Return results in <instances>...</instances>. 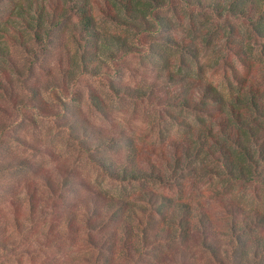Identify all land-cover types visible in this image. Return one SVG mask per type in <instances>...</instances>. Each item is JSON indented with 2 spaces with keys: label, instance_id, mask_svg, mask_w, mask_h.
Wrapping results in <instances>:
<instances>
[{
  "label": "trees",
  "instance_id": "16d2710c",
  "mask_svg": "<svg viewBox=\"0 0 264 264\" xmlns=\"http://www.w3.org/2000/svg\"><path fill=\"white\" fill-rule=\"evenodd\" d=\"M175 1L193 12L194 8L201 11L208 22L216 23L215 28L235 31V19L245 24L247 42L233 45L228 40L227 54L206 63L207 68L221 72L223 84L204 76L201 48L211 42V30L201 42L171 34ZM104 6L105 16L131 35L101 29L92 14V0H0V93L11 99L16 95L12 86L16 75L26 97L23 108H33L55 123L62 121L60 127L110 179L137 185L118 196L87 197L81 202L84 216L80 220L77 207L67 212L66 237L74 235L80 222L93 250L88 264H264V211H245L236 200H231L236 204L223 203L232 238L230 246L223 248L214 238L213 216L200 198L212 192L220 199L233 181L264 186V0H104ZM12 46L23 51L27 61L23 67L14 61ZM136 54L142 55L138 67L146 82L123 84L119 81L122 70L109 72L108 63L124 65ZM52 57L58 60L59 78L24 82L26 76L32 77L33 67L49 71L46 63ZM84 77L104 80L106 94L91 85L85 93L93 110L107 121L116 111L111 99L120 105L141 102L156 107L163 120L153 133L158 141L108 136L79 109L69 108L63 99L73 93L80 100L78 81ZM41 89L50 91L53 103L47 102ZM183 111L194 112L198 123H186ZM69 112L70 118L62 117ZM167 123L185 129L175 134L165 128ZM109 147L124 148L121 157L101 153ZM30 166L27 159L16 158L0 167ZM196 175L209 181L207 189L199 187L192 178ZM45 180L54 194L55 184L48 177ZM27 189L32 213L38 208L37 197L33 189ZM194 189L200 193L197 199ZM12 220L15 235L0 236V264H23L26 256L36 254L29 243L22 245L33 235L32 227L17 214ZM42 236L48 241L62 235L49 231ZM33 237V241L41 240L39 234ZM201 254L205 261L197 257Z\"/></svg>",
  "mask_w": 264,
  "mask_h": 264
},
{
  "label": "rangeland",
  "instance_id": "374dc122",
  "mask_svg": "<svg viewBox=\"0 0 264 264\" xmlns=\"http://www.w3.org/2000/svg\"><path fill=\"white\" fill-rule=\"evenodd\" d=\"M175 5L176 9L171 7L172 11L170 13L173 15V12H176L174 17L175 28L171 30V34L179 40L181 38L196 39L195 42H201L204 35H211V30V42L209 44L204 42L201 48L202 62L206 67L204 68V76L214 82L222 83L221 72L207 68L206 63L217 55H221V53L224 56L227 54L226 52L229 49L226 47V43L228 40H232L233 45L235 42L239 45L245 44L248 38L245 24L241 23V20L235 19L233 21L236 26L235 31L219 25L215 28L216 23L214 21L212 23L208 22L204 14L198 9L194 8L195 11L193 12L184 3L176 2ZM104 11H106L104 0H92V14L101 29L131 35L126 27L115 24L108 19ZM178 16H180L179 20ZM67 32L69 34V30ZM12 51L14 61L20 67L27 64L24 53L19 47L12 46ZM55 52L57 53V51ZM56 57L47 60L46 64L51 67L49 71L42 72L37 67H33L32 77L26 76L24 82L32 83L35 78H59L60 73ZM140 57L142 58L141 54L128 57L124 65L121 61H119L120 65L117 66L108 63L110 66L109 72H114L119 68L123 72L119 80L121 83L131 86L142 85L146 82V78L140 75L142 73L141 68L138 67ZM125 66H129L128 68L135 67L137 72L130 71ZM192 70L195 71L196 67L194 66ZM88 85L95 87L100 93L106 94L103 79L84 77L78 81V87L82 93L80 100H78L77 94L73 95V93H68L66 99H63L66 101H64L65 103L70 104L68 105L69 108L71 106L75 112L79 109V113L80 111L83 112L94 125L101 127L102 132L108 136L118 139L128 136L143 143L153 142L155 139L158 141L153 133L157 130L156 128L160 127L159 124H163V120L162 116H159L156 107L141 102L120 105L115 99L108 100L106 98L115 105L116 110L111 116L112 121H107L95 112L88 103L85 93ZM12 86L17 92L12 99L0 93V166L4 165L7 160L16 158L27 159L31 162V166L0 167V225H3L0 229V236L3 234L15 235L16 230L12 218L17 214L24 225L32 227L34 236L39 234L41 237V240L33 241L34 237L31 235L28 241L22 243V245L29 243L30 248L36 251L33 257L26 256L23 259V264H63L73 260L77 264H88L93 250L86 241L85 229L80 225V222H77L79 223L77 224L79 229L75 231L71 238L66 237L68 235L67 217L69 216L67 212L77 207L78 221L84 216L81 202L87 197L92 195L118 196L137 185L110 179L99 166L93 163L89 155L79 148L78 143L69 136L68 131L60 127L62 121L57 119V123H55L54 120L41 116L40 112L33 108L28 106L23 108L27 103L26 97L22 92L21 84L16 79V75L12 77ZM41 91L47 102L53 103L50 91L46 89H41ZM54 91L60 94L59 90ZM62 95L64 96V93ZM62 95L60 94V96ZM54 108H57V105ZM183 112L185 113L186 123L189 121L192 124L198 123L194 112ZM62 117L70 118L71 113L69 112ZM164 125L165 128H170L171 132L175 134H180L185 129L182 126H170L168 123ZM162 132L165 131L162 130ZM89 139L91 140V137ZM155 144L159 145L158 142ZM123 150L124 148L119 150L117 147H109L102 150L101 153L120 158ZM47 177L55 184L57 191L54 194H51L50 188L46 185L45 179ZM61 178H65L68 184L64 185ZM192 178L197 180L200 188L207 189L210 185L205 177L196 175ZM231 183L229 184L228 193L220 199L212 192L202 193V197H200V193L197 194V189L191 190L193 197L197 199V196H199L209 214H212L217 227L214 238L223 248H228L232 242L228 225H226L227 212L223 203L228 200H236L245 207V211H253L254 208L264 211L263 185L254 181H233ZM58 185L62 186L59 190ZM27 186L35 191L37 197L35 206L38 208L37 210L33 209L32 213L27 200ZM64 188L74 190V192ZM161 189L166 191L167 188L163 186ZM168 190L170 191L169 187ZM172 191L174 194H179L178 189L173 188ZM233 203L236 204L235 201ZM6 222L7 224H4ZM49 231H58L62 236L58 239L44 240L42 235L46 232L48 234ZM46 242H49L47 246H45ZM0 254H2L1 251ZM197 257L200 261L206 259L204 254ZM8 264H17V262L11 261Z\"/></svg>",
  "mask_w": 264,
  "mask_h": 264
}]
</instances>
